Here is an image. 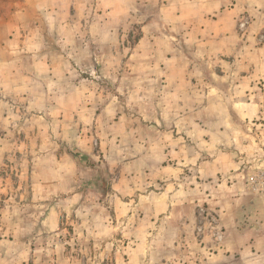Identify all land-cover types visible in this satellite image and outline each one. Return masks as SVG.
<instances>
[{
    "label": "rangeland",
    "instance_id": "obj_1",
    "mask_svg": "<svg viewBox=\"0 0 264 264\" xmlns=\"http://www.w3.org/2000/svg\"><path fill=\"white\" fill-rule=\"evenodd\" d=\"M0 223V264H264V0H0Z\"/></svg>",
    "mask_w": 264,
    "mask_h": 264
},
{
    "label": "crops",
    "instance_id": "obj_2",
    "mask_svg": "<svg viewBox=\"0 0 264 264\" xmlns=\"http://www.w3.org/2000/svg\"><path fill=\"white\" fill-rule=\"evenodd\" d=\"M0 225H3V224L0 223ZM48 227H49V224H48ZM1 228H3V226H0V229H1Z\"/></svg>",
    "mask_w": 264,
    "mask_h": 264
},
{
    "label": "built area",
    "instance_id": "obj_3",
    "mask_svg": "<svg viewBox=\"0 0 264 264\" xmlns=\"http://www.w3.org/2000/svg\"><path fill=\"white\" fill-rule=\"evenodd\" d=\"M203 214V213H202Z\"/></svg>",
    "mask_w": 264,
    "mask_h": 264
}]
</instances>
